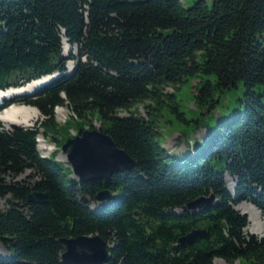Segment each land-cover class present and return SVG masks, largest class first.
<instances>
[{"label":"trees","instance_id":"16d2710c","mask_svg":"<svg viewBox=\"0 0 264 264\" xmlns=\"http://www.w3.org/2000/svg\"><path fill=\"white\" fill-rule=\"evenodd\" d=\"M44 77L51 79L32 96L4 103L44 119L31 128L0 123V198L10 197L0 209V243L10 254L0 253V264H63L60 239L94 235L110 246L108 264H264V236L244 233L234 209L249 202L264 212V94L254 91L264 84V0L187 8L180 0H0V91ZM187 79H199L195 108H215L217 94L239 83L243 93L203 147L177 157L159 142V119L166 111L189 124L175 91L164 92ZM139 105L145 116L131 111ZM57 107L71 113L63 126ZM92 119L133 169L78 182L67 164L40 156L39 135L61 149L67 139L58 135L92 130ZM33 191L46 195L45 205L28 203ZM101 191L111 196L105 203L96 201ZM210 195L212 205L185 210ZM197 229L206 236L180 248L178 239Z\"/></svg>","mask_w":264,"mask_h":264},{"label":"rangeland","instance_id":"374dc122","mask_svg":"<svg viewBox=\"0 0 264 264\" xmlns=\"http://www.w3.org/2000/svg\"><path fill=\"white\" fill-rule=\"evenodd\" d=\"M182 6L187 8L192 6L193 2L196 0H180ZM207 6H211L212 0H203ZM70 53L69 47H67L64 43L62 47V54L67 57ZM72 55H76L74 51H72ZM73 63L70 61L67 63L68 71L73 69ZM199 79H187L186 82L181 84L177 90L173 88H165V93H171L175 91V99L179 105L180 111L184 114L185 119L189 122V124H184L181 121H177L173 115H169L166 111L162 113V117L159 119V130L161 133V137L159 138V142L162 144L164 149L167 150L173 156L181 157L190 153V151L196 147H203L205 145V137L208 131H213L216 128V124L220 119L226 118L235 108L236 103L239 98L242 97L243 87L242 84L239 83L238 88H232L223 92L222 94H217L215 100H218L215 108L208 109V107L204 106L203 108H195L194 103V95L196 84ZM39 86L37 89L28 94H18L16 97L21 96H32L36 90L40 88L41 85L35 84L34 88ZM254 91L259 94H264V84L258 85L254 88ZM4 93V92H1ZM7 93V92H6ZM14 98L10 100L3 101L0 103V116H2L6 111L11 109V107L17 108H25L30 107L23 104H11L4 108L5 102H10ZM264 100V99H263ZM33 108V107H32ZM35 109V108H34ZM167 109V108H166ZM38 113V117L30 122L29 126L16 125V124H8L0 121L4 130H9L11 126H18L22 128H31L36 122H40L44 119V117L40 114V112L36 109ZM131 111L141 116H145L144 108L139 105L134 107ZM128 113H121V116H126ZM71 116L70 111L66 107H57L54 109V119L59 126H63L69 117ZM197 121H199V128H196ZM92 130H98L99 124L97 120L92 119L90 121ZM85 131H90L91 129L84 128ZM198 129V130H197ZM76 134V129H71L69 131V135L71 138L65 135H58L57 137L63 139H72V137ZM62 136V137H61ZM77 136V135H76ZM74 138V137H73ZM66 140V141H67ZM65 141V143H66ZM64 143V144H65ZM37 150L40 156L42 157H51L53 160L58 161L61 165L67 164L66 156L62 153L61 149L58 148V145L54 144L52 140L45 138L43 135H39L37 137ZM54 154L56 158H54ZM30 174L29 171H25L24 174L15 179V181L19 182ZM225 181L227 183V187L232 184V179L226 176ZM233 187V186H232ZM230 189V188H229ZM232 190V189H230ZM9 196L5 198H0V209L5 210L8 208V200ZM95 207L96 205H91ZM234 209L238 211L241 215L245 217L246 227L244 229V233L248 235H254L257 238H261L264 236V212L259 211L255 207H253L249 202H241L234 206ZM0 253L3 255H9L10 252L5 248L1 247L0 243ZM8 257V256H5ZM215 262V263H214ZM212 264H246L235 261L233 263L225 262L221 259H215Z\"/></svg>","mask_w":264,"mask_h":264},{"label":"water","instance_id":"95a60500","mask_svg":"<svg viewBox=\"0 0 264 264\" xmlns=\"http://www.w3.org/2000/svg\"><path fill=\"white\" fill-rule=\"evenodd\" d=\"M48 80H42L40 85ZM61 151L72 171L71 177L78 182L107 180L112 175L130 171L135 166V161L125 151L119 149L108 135L98 130H86L67 140ZM110 197L108 191H101L96 195V201L105 203ZM46 199L45 194L35 191L27 196L30 204L45 205ZM215 201L213 195L199 197L187 203L185 210L198 212ZM133 216L140 218L138 212H134ZM205 236L204 230H192L181 236L177 244L180 248L185 247L191 245L196 238ZM58 243L63 247L60 255L63 264H108L110 246L98 235L60 239Z\"/></svg>","mask_w":264,"mask_h":264},{"label":"bare ground","instance_id":"6f19581e","mask_svg":"<svg viewBox=\"0 0 264 264\" xmlns=\"http://www.w3.org/2000/svg\"><path fill=\"white\" fill-rule=\"evenodd\" d=\"M67 46V43L65 40L63 41V45ZM68 47V46H67ZM43 79H39L36 81H33L23 87L16 88V89H9L6 91H0V103L6 100H10L14 98L18 94H28L37 89L39 86L34 88L35 84L41 83ZM4 92V93H1ZM7 92V93H6ZM38 117V113L36 109L32 107H23V108H17V107H11L8 111H6L2 116H0V121L3 123L10 124H18L23 126H29L30 122L34 121ZM234 187V185H233ZM231 185L228 186V188H233ZM215 263V262H214Z\"/></svg>","mask_w":264,"mask_h":264}]
</instances>
